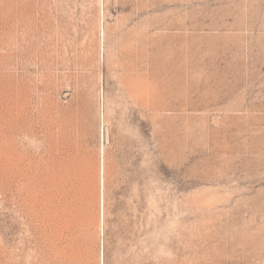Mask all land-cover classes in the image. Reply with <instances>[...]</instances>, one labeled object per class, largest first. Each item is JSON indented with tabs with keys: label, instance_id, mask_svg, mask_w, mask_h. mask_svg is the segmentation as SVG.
Returning a JSON list of instances; mask_svg holds the SVG:
<instances>
[{
	"label": "rangeland",
	"instance_id": "obj_1",
	"mask_svg": "<svg viewBox=\"0 0 264 264\" xmlns=\"http://www.w3.org/2000/svg\"><path fill=\"white\" fill-rule=\"evenodd\" d=\"M0 264H264V0H0Z\"/></svg>",
	"mask_w": 264,
	"mask_h": 264
},
{
	"label": "bare ground",
	"instance_id": "obj_2",
	"mask_svg": "<svg viewBox=\"0 0 264 264\" xmlns=\"http://www.w3.org/2000/svg\"><path fill=\"white\" fill-rule=\"evenodd\" d=\"M102 169V168H101ZM102 172V171H101ZM102 175V174H101ZM102 210V209H101Z\"/></svg>",
	"mask_w": 264,
	"mask_h": 264
}]
</instances>
